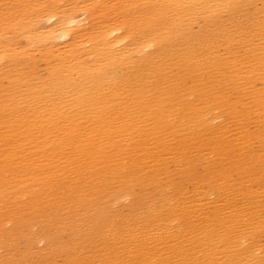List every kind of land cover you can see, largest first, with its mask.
<instances>
[{
  "label": "bare ground",
  "instance_id": "obj_1",
  "mask_svg": "<svg viewBox=\"0 0 264 264\" xmlns=\"http://www.w3.org/2000/svg\"><path fill=\"white\" fill-rule=\"evenodd\" d=\"M0 264H264V0H0Z\"/></svg>",
  "mask_w": 264,
  "mask_h": 264
}]
</instances>
